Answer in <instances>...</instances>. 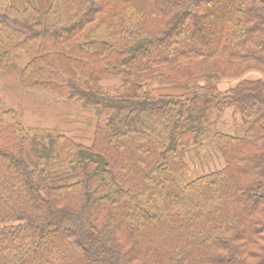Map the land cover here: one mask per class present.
I'll use <instances>...</instances> for the list:
<instances>
[{"label":"trees","instance_id":"16d2710c","mask_svg":"<svg viewBox=\"0 0 264 264\" xmlns=\"http://www.w3.org/2000/svg\"><path fill=\"white\" fill-rule=\"evenodd\" d=\"M15 51L24 88L96 125L90 145L48 132L35 146L19 111L0 112V264H264V0H0V73ZM216 76L238 79L221 92ZM227 109L243 131L209 136ZM206 137L223 166L180 183Z\"/></svg>","mask_w":264,"mask_h":264},{"label":"rangeland","instance_id":"374dc122","mask_svg":"<svg viewBox=\"0 0 264 264\" xmlns=\"http://www.w3.org/2000/svg\"><path fill=\"white\" fill-rule=\"evenodd\" d=\"M14 4L22 7L25 3H31L43 10L50 0H11ZM28 57L19 51L12 54L9 68L0 73V112L4 109L13 108L19 111L24 125L32 134V143L39 145L40 136L46 133H64L67 136L85 145H90L96 125V116L92 108L82 105L80 102L65 100L57 97L54 93L43 89L24 88L20 83V72ZM245 76L250 78L261 77V73L255 70L248 71ZM238 78L216 76L211 80L217 84L218 89L223 92L229 86L236 83ZM207 78H196L182 83L160 84L157 81L145 85L147 90L160 94L179 95L188 91L196 85L205 84ZM130 80L101 79L100 84L114 88H123L129 85ZM213 109L205 112L209 119L214 121L216 114ZM221 120V121H220ZM220 121V122H219ZM215 125L210 126L209 136L215 129L241 133L243 131L242 121L235 116L231 109H227L222 118ZM205 143L193 145L186 153L185 160L187 169L177 175L180 183H186L200 174L210 172L223 166L222 156L216 147L204 139ZM51 174L56 177L55 182H70L71 173L65 166H52Z\"/></svg>","mask_w":264,"mask_h":264}]
</instances>
